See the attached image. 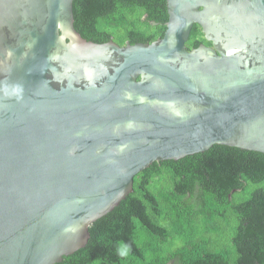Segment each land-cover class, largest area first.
I'll return each mask as SVG.
<instances>
[{"label":"water","instance_id":"obj_1","mask_svg":"<svg viewBox=\"0 0 264 264\" xmlns=\"http://www.w3.org/2000/svg\"><path fill=\"white\" fill-rule=\"evenodd\" d=\"M166 6L162 37L120 45L81 36L73 0H0V264L84 247L154 161L264 153V0ZM195 23L211 44L187 49Z\"/></svg>","mask_w":264,"mask_h":264},{"label":"trees","instance_id":"obj_2","mask_svg":"<svg viewBox=\"0 0 264 264\" xmlns=\"http://www.w3.org/2000/svg\"><path fill=\"white\" fill-rule=\"evenodd\" d=\"M87 40L162 37L166 0H73ZM210 45L193 24L186 48ZM86 245L55 264H264V153L225 144L158 160L89 226Z\"/></svg>","mask_w":264,"mask_h":264},{"label":"clouds","instance_id":"obj_3","mask_svg":"<svg viewBox=\"0 0 264 264\" xmlns=\"http://www.w3.org/2000/svg\"><path fill=\"white\" fill-rule=\"evenodd\" d=\"M16 92L19 93V92H22V88L20 86H17L16 87Z\"/></svg>","mask_w":264,"mask_h":264},{"label":"flooded vegetation","instance_id":"obj_4","mask_svg":"<svg viewBox=\"0 0 264 264\" xmlns=\"http://www.w3.org/2000/svg\"><path fill=\"white\" fill-rule=\"evenodd\" d=\"M205 44V43H204ZM207 45V44H206Z\"/></svg>","mask_w":264,"mask_h":264}]
</instances>
